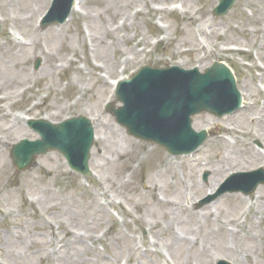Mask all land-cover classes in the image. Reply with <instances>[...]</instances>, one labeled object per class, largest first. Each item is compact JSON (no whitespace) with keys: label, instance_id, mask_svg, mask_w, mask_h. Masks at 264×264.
Here are the masks:
<instances>
[{"label":"rangeland","instance_id":"1","mask_svg":"<svg viewBox=\"0 0 264 264\" xmlns=\"http://www.w3.org/2000/svg\"><path fill=\"white\" fill-rule=\"evenodd\" d=\"M79 1L81 13L44 31L52 0H0V264H264V185L250 197L229 194L197 206L207 198L202 186L212 190L233 173L264 168L247 149L264 147L249 133L262 129L251 122L254 112L195 118L199 131L228 121L236 139L221 146L212 127L195 153L209 162L205 170L137 142L105 111L115 102L111 79L146 65L194 67L201 41L204 67L211 51L233 42L256 55L260 67L244 66L234 53L223 58L248 101L264 107V2L238 0L215 18L218 0ZM173 2L183 10H165ZM207 30L213 34L205 37ZM160 34L165 40L154 48ZM83 115L96 123L93 178L73 173L54 152L26 173L15 171L12 146L34 139L23 117L60 123Z\"/></svg>","mask_w":264,"mask_h":264},{"label":"water","instance_id":"2","mask_svg":"<svg viewBox=\"0 0 264 264\" xmlns=\"http://www.w3.org/2000/svg\"><path fill=\"white\" fill-rule=\"evenodd\" d=\"M153 75L157 76L155 73L146 75L147 80L140 82L136 80L135 82H126L122 85V88L130 87L135 88V94L131 95L130 91H120L119 98L126 105L125 109L121 112H117V119L123 126H125L130 133L136 135L138 138H143L145 140H154L156 142L164 144L170 152L182 153L183 148H181L184 139L186 137V132L183 129H188L189 127V116L207 110L211 113H219L220 111L211 105L214 95L205 93L203 91V86H201L195 80H191L187 84V88L191 90L190 92L186 90L185 87L181 86L180 89L173 90L175 85L179 86L178 79L174 75L171 76H161V79H156ZM159 88H155L158 87ZM154 87V88H153ZM168 87L172 89H168ZM152 90L156 92V96H153ZM167 95V102L165 104V110L156 112V110L146 109L147 104L151 98H155L160 103H162L161 94ZM169 98V99H168ZM198 98V99H197ZM196 101L192 102L193 100ZM177 101L183 105L173 109L170 104L171 101ZM217 109V110H216ZM184 113V123L181 119V114ZM162 122H166L170 127H172L171 135H166L162 133L163 125ZM167 136V140H164L162 135ZM60 143L69 142L71 146L77 149H81L86 146V140L79 134H73L72 137H68L65 131L62 129L55 134Z\"/></svg>","mask_w":264,"mask_h":264},{"label":"bare ground","instance_id":"3","mask_svg":"<svg viewBox=\"0 0 264 264\" xmlns=\"http://www.w3.org/2000/svg\"><path fill=\"white\" fill-rule=\"evenodd\" d=\"M259 1H262V2H264V0H259ZM259 11H261V12H263L262 10H259ZM262 124L264 125V121L262 122ZM256 154V153H255ZM260 156L258 155V154H256V158H259ZM167 202L166 201H164V204H166ZM169 218H170V216H169Z\"/></svg>","mask_w":264,"mask_h":264}]
</instances>
